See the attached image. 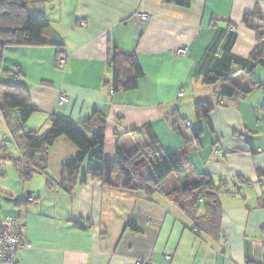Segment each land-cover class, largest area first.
Segmentation results:
<instances>
[{
  "label": "crops",
  "instance_id": "crops-1",
  "mask_svg": "<svg viewBox=\"0 0 264 264\" xmlns=\"http://www.w3.org/2000/svg\"><path fill=\"white\" fill-rule=\"evenodd\" d=\"M171 1L28 4L29 12L49 21L42 39L57 37L66 63L57 67L59 55L52 46L3 50L0 73L17 71L11 82L28 91L34 110L24 130L13 136L18 112L0 106V147L9 143L4 153L0 150V218H19L31 245L18 253L17 264H264V208L258 204L264 194V67H255L249 76L229 63L231 81L249 92L222 98L223 105L209 115L210 127L196 117L194 125L189 120L194 102L214 98L219 91L220 84L212 89L202 79L220 69L216 61L228 33L235 34L229 51L233 59L247 60L257 47L255 33L242 19L254 10L264 14V0H188V7ZM181 46L188 47L185 58L173 55ZM113 47L134 54L144 73L133 91L113 94L107 84L111 71L106 61ZM252 81L261 88L250 90ZM61 95L66 101L59 105ZM94 111L105 120V160H115L116 147L127 154L145 148V135L134 131L149 125L163 154L185 149L186 174H206L215 187L227 184L228 192L218 196L219 239L199 237L192 221L164 196L178 185L177 176H169L157 193L146 196L104 186L89 171L95 162L87 158L73 190L65 192L58 186L61 167L77 154L65 137L48 150L46 174L34 171L22 178L23 137L40 139L52 116L79 125ZM174 114L186 120L189 132L200 128L201 136L185 142L171 128ZM80 132L91 140L87 131ZM41 157L33 160L38 170ZM29 196L33 201L26 203ZM204 214L201 205L197 215Z\"/></svg>",
  "mask_w": 264,
  "mask_h": 264
},
{
  "label": "trees",
  "instance_id": "trees-1",
  "mask_svg": "<svg viewBox=\"0 0 264 264\" xmlns=\"http://www.w3.org/2000/svg\"><path fill=\"white\" fill-rule=\"evenodd\" d=\"M42 0H0V67L3 50L6 47H55L59 58H66L62 54L63 45L56 37L50 42L42 39V34L50 26L49 21L35 15L28 10V4ZM176 5L188 7V0H173ZM242 24L255 33L257 47L247 60L233 59L229 57L232 42L235 34L229 32L221 49V55L216 61V66L220 68L206 73L202 79L204 85L220 84L218 93L214 98L203 99L194 102L193 109L198 121H204L209 126V115L214 107L222 106V98H232L239 94H246L230 79L231 70L229 67L234 62L247 75H251L257 66L264 67V14L254 10L250 14L244 15ZM107 68L111 71V80L107 83L113 94L119 92H129L137 88L138 83L144 77L134 54L120 51L117 47L109 49V57L106 61ZM227 64L225 68L224 65ZM228 68V69H227ZM1 71V70H0ZM2 74L8 79L7 82L0 83V106L2 111L18 112V127L13 129V136L21 133L33 114V107L29 103L28 91L11 81L18 76L17 71H3ZM10 81V82H9ZM261 86L256 82H250V90ZM210 127V126H209ZM80 128L91 135V140H87L80 132ZM171 128L185 142L192 139L197 140L201 136V129L196 128L188 131L189 126L185 119H181L178 114H174V122ZM134 132L144 134L147 146L142 150H136L127 154L118 147L115 148V160L108 161L103 157V143L105 133V120L98 111H94L91 118L79 125H75L67 120L52 116L50 118V129L40 139L28 134L21 140L20 165L21 176L25 180L34 171L46 174L48 150L61 137L67 138L77 149V154L61 167V176L58 183L59 188L67 193L73 190L77 183V173L80 165L85 159L95 162L89 170L93 176L97 177L104 186L119 189H133L140 191L146 196H152L161 188V183L169 176L178 177V185L163 194L169 202L177 206L194 225V232L199 237L219 239V225L221 209L218 203L220 193H227V184L222 183L220 187H215L210 177L206 174L190 172L187 170V154L185 149L177 152L163 154L157 147V139L149 125L136 129ZM7 143V142H5ZM1 151H6L9 147H3ZM4 153V152H3ZM40 154L42 168L40 170L33 166V160ZM3 158L10 159L7 154H2ZM17 163V162H16ZM86 175H82L80 184L85 182ZM30 197V196H29ZM28 198V197H27ZM204 201V205L202 204ZM27 203V200L25 199ZM259 207L264 208V194L259 199ZM204 207L203 217L197 215L200 206ZM134 228L130 223L127 225ZM245 264H256L246 262Z\"/></svg>",
  "mask_w": 264,
  "mask_h": 264
},
{
  "label": "built area",
  "instance_id": "built-area-1",
  "mask_svg": "<svg viewBox=\"0 0 264 264\" xmlns=\"http://www.w3.org/2000/svg\"><path fill=\"white\" fill-rule=\"evenodd\" d=\"M264 49V44H263ZM175 57L185 58L188 55V47L181 46L173 51ZM57 67L62 68L65 65V59L57 60ZM182 95H179L181 97ZM66 101L65 95H61L58 99L59 105ZM222 103H220L221 105ZM187 126H189L187 124ZM3 147L8 144L4 143ZM261 153L260 150L257 151ZM214 154L221 155L220 151ZM27 202H32L33 197L26 198ZM31 248L29 241L25 236V224L19 218L5 217L0 218V264H17V255L22 250ZM133 264H149L148 261H134Z\"/></svg>",
  "mask_w": 264,
  "mask_h": 264
},
{
  "label": "rangeland",
  "instance_id": "rangeland-1",
  "mask_svg": "<svg viewBox=\"0 0 264 264\" xmlns=\"http://www.w3.org/2000/svg\"><path fill=\"white\" fill-rule=\"evenodd\" d=\"M29 9H34L35 10V7L34 6H31V7H29ZM37 10H39V9H37ZM8 81V79L7 78H5L2 74H0V83H2V82H7ZM219 86V84H216V85H212L211 86V88L212 89H215V88H217ZM1 95V94H0ZM1 99V98H0ZM191 122L193 121V125L195 124V116H194V114L192 113V114H190V119H189ZM1 130V129H0ZM0 137H1V135H0ZM171 177H175L174 175H172ZM163 184H162V186L164 185V183L166 184V183H168V179L167 180H164L163 182H162Z\"/></svg>",
  "mask_w": 264,
  "mask_h": 264
}]
</instances>
